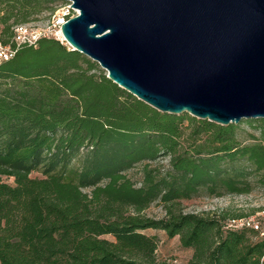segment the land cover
<instances>
[{"label": "trees", "instance_id": "16d2710c", "mask_svg": "<svg viewBox=\"0 0 264 264\" xmlns=\"http://www.w3.org/2000/svg\"><path fill=\"white\" fill-rule=\"evenodd\" d=\"M53 1L0 0V41L12 44L14 27ZM243 122L258 136L240 138ZM138 166L137 181L129 171ZM257 187L264 192V118L221 125L161 112L55 38L0 62V264H171L157 259L147 228L179 236L193 250L188 264H264L258 231L225 228L248 214L183 204ZM155 202L162 218L144 214Z\"/></svg>", "mask_w": 264, "mask_h": 264}, {"label": "water", "instance_id": "95a60500", "mask_svg": "<svg viewBox=\"0 0 264 264\" xmlns=\"http://www.w3.org/2000/svg\"><path fill=\"white\" fill-rule=\"evenodd\" d=\"M66 42L153 108L264 118V0H63Z\"/></svg>", "mask_w": 264, "mask_h": 264}, {"label": "rangeland", "instance_id": "374dc122", "mask_svg": "<svg viewBox=\"0 0 264 264\" xmlns=\"http://www.w3.org/2000/svg\"><path fill=\"white\" fill-rule=\"evenodd\" d=\"M63 4V0H54L51 5L55 7L53 11L44 10L36 17H32L29 22H46L50 14L57 10ZM188 122L184 126V138L188 136L189 132ZM251 134L258 136V131L252 129L248 123L243 122L240 126L239 137L243 140L249 141ZM164 164L168 161L163 159ZM38 172H33L32 176H39ZM129 175L134 180H139L141 177L139 166L129 171ZM12 182L13 179H9ZM183 204L187 211L208 212L219 211L221 209L231 207L238 212H243L248 215L262 216L264 211V192L261 188H256L250 194H235L222 197L201 195L193 199L184 200ZM144 214L153 218H162L165 215L164 208L161 203L155 202L149 208L144 210ZM264 221V220H263ZM148 235L155 236L158 241V248L156 251L158 260H167L171 264H188L193 254L191 248L183 247L179 236L169 237L162 229L147 228L143 230ZM260 235V234H259ZM106 237L112 239L113 237L107 235ZM257 237V236H256ZM260 237V236H258Z\"/></svg>", "mask_w": 264, "mask_h": 264}, {"label": "built area", "instance_id": "2783aa9c", "mask_svg": "<svg viewBox=\"0 0 264 264\" xmlns=\"http://www.w3.org/2000/svg\"><path fill=\"white\" fill-rule=\"evenodd\" d=\"M72 5L73 1H64V3L57 10L50 14V17L46 22L17 24L14 27L13 43L4 44L0 41V62L13 57L16 53L17 47L20 45H35L43 37L55 38L61 40L62 42L66 41L62 32V25L69 18L80 13V11ZM263 220L264 211L262 212V216L245 215L230 218L225 222V228L229 230L252 228L258 231L261 237H264Z\"/></svg>", "mask_w": 264, "mask_h": 264}]
</instances>
